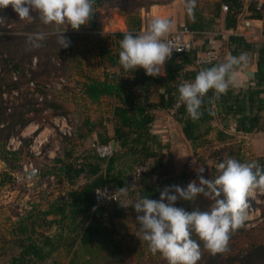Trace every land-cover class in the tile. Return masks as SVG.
Returning a JSON list of instances; mask_svg holds the SVG:
<instances>
[{
    "label": "rangeland",
    "instance_id": "rangeland-1",
    "mask_svg": "<svg viewBox=\"0 0 264 264\" xmlns=\"http://www.w3.org/2000/svg\"><path fill=\"white\" fill-rule=\"evenodd\" d=\"M123 1L126 2V0H116L117 3ZM167 1L169 0H140L146 8L136 10V14L142 19L145 12L150 9L149 3L160 4ZM180 1L183 2V0ZM217 1L197 0V4L204 15L209 17L210 13L214 12ZM241 3L242 19L251 18L249 8L254 0H241ZM115 4L105 3L95 10L97 27L107 34L127 30L128 15L116 8ZM225 14L220 10L219 17L208 26L207 32L211 34L200 35V37L205 40L220 39V33L224 30ZM33 16L36 14L33 13ZM66 26H61L60 29ZM49 30H54V27L42 25L38 18L32 22L21 21L11 6L0 9V33L2 34L27 37L33 32ZM70 32L77 35L73 43L65 48L70 51V54L49 59V62L56 67L63 64L60 70L46 74L47 61H37L34 58L31 64L23 65L24 72L30 71V75L26 77L18 74L16 77L7 75L5 79L4 92L0 99L5 108V124H17L15 130H18L16 121L22 114L23 118H30L31 122L18 134H12L5 144V150L18 152L17 156H9L8 162L0 160V264H10V260L20 252L17 247H14L12 241L14 236L12 231L18 220L24 218L29 212L37 215L38 212L47 210L50 203L65 196L72 188L62 178L43 176L48 171L52 172L55 166L54 158L70 153L73 159H79L80 162L82 157L91 155L90 145L96 141V132L105 128L109 133H113L108 102L103 100L100 104H91L80 93L81 84L87 77L103 78L106 66L101 64L98 39L87 37L86 30ZM242 32L238 31V33ZM246 34L249 35L246 40L254 46L255 51L264 47L263 38H254L256 31L253 28L247 30ZM222 43L216 49L219 55L217 64L224 62L228 56L229 49ZM199 46L203 47L204 51V44ZM53 54L56 56L58 53L55 51ZM10 78L11 80L13 78V81L19 78L16 88L8 85ZM30 78L34 81L30 82ZM36 86L38 90L45 91L47 102H53L62 109L54 111L45 107V95L40 94ZM247 88L248 83L231 88L232 96ZM29 108L32 110L27 112ZM260 116L264 120V115ZM92 124L96 127L93 128ZM39 128H41L40 131L35 134ZM235 128L236 117L230 114L215 115L213 121L202 126L199 137L194 143L186 141L183 136V145L171 144L172 148H168L170 150H167L166 154L162 153L164 155L161 159L162 167L149 172L146 179L140 180L135 191L127 196L129 207L122 209L119 217L113 216L116 208L107 209L97 214V219L79 220L80 223L75 225V228L66 223L60 226L48 225L47 222L53 219L52 216L44 219L45 221L40 219L41 227L37 229L36 234L43 233L47 236L59 234L66 238V246L72 242L76 233L80 232L86 223L92 221L101 224L99 226L101 233L88 250L78 248L77 243L72 249L62 246L52 254L50 260L43 264H68L75 250L77 256L76 258L73 256L74 264H83L85 260L90 264H167L159 253L153 255L147 243L140 237V225L136 220L138 214L132 204L139 200L141 184L148 181L157 186V200H159L160 192L166 186L186 187L191 181L198 183L202 168L204 178L215 179L219 175L218 164L227 158H234L241 163L256 161L260 164L264 160V132L244 134L235 131ZM125 161H122L125 164L124 168H121L119 163L117 165L122 170V179L132 175L134 169L129 170ZM150 162L153 163V161ZM31 170L37 171L36 177L28 178L27 173ZM82 182V180L77 181L75 187ZM122 184L124 187L125 183ZM249 196L256 204V208L251 209L249 204L248 216L243 227L232 233L228 251L223 253L226 264H245L244 260L248 252L255 247L264 246V191L254 189ZM196 199L199 200V205L204 211L209 210L213 203L210 198L199 195L191 201L180 199L175 206L190 211ZM73 228L76 231L71 233ZM209 255L211 253L203 248L198 264H203Z\"/></svg>",
    "mask_w": 264,
    "mask_h": 264
},
{
    "label": "trees",
    "instance_id": "trees-1",
    "mask_svg": "<svg viewBox=\"0 0 264 264\" xmlns=\"http://www.w3.org/2000/svg\"><path fill=\"white\" fill-rule=\"evenodd\" d=\"M174 1L176 0H169L160 4L149 3L148 8L153 5H170ZM105 3H116L114 6L128 15L127 30L125 32L140 33L142 19L136 14V10L139 11L142 8H146L141 4L140 0H126V2L123 1L121 3H117L116 0H96L95 10ZM222 6L228 8L224 17V31L228 34L226 42L230 55L238 56L245 51H253L256 52L255 61L250 66L249 72L243 75V80L248 81L247 90H240L233 97L230 88L218 100L213 97V93L210 91L205 97V102L201 109L202 115L196 121L189 118L186 107L183 104L176 109L174 108L178 85L185 81L194 80L201 69L211 67L217 64L218 61L198 69L194 63L195 52L172 53L171 59L165 64L163 76H148L142 68H137L135 71H125L118 62L119 51L121 50L120 41L123 39L125 32L112 34L102 32L96 25L95 13L87 25L81 26L79 30H86L88 32L87 37L98 39L101 64L106 66V68L104 69L103 78L87 77L81 84L80 93L91 104H100L103 100H106L111 109L110 122L113 126V135H110L103 128L102 131L96 132V141L93 143H114L117 147V152L107 160L98 158L92 151L91 155L82 157L80 162L79 159H73L70 153H65L63 157L54 158L53 163L55 166L52 172L48 171L43 176L62 178L72 188L65 196L50 203L47 210L38 212L37 215H33L34 212H29L24 218L18 220L12 231V235H14L12 241L14 247H17L20 252L10 260V264H43L62 246L72 249L77 243L78 248L88 250L93 245L95 238L101 233V228L99 227L101 224H96L92 221L86 223L80 232H77L74 238L72 237V242L66 246V238L64 239L59 234L52 237L43 233L36 234L37 229L41 227L40 219L45 221L44 219L52 216L53 219L47 222L48 225L60 226L66 223L74 226V228L75 225L80 223L79 220L97 219V214L107 210L92 211L93 195L97 188L104 185L122 188V183L128 184L135 168L145 161H153V163L151 164L150 162V169L141 180L143 178L146 179L149 172H154L161 168V159L164 158V155L162 154L161 143L157 139L155 132V111L163 110L171 114L174 121L180 125L185 140L190 143H194L197 140L202 126L213 121L215 115L230 114L236 117L235 131L237 132L244 134L264 132V120L260 116L264 115V47L255 51L244 37L235 35L238 16L242 12L241 0H218L215 3L214 12L210 13L209 17L204 15L197 4L194 20L187 15L184 8L183 26L193 32H207L208 26L211 25L214 19L219 17ZM249 12L251 20L262 22L260 34L264 36V0L260 11H256V0H254ZM63 30L60 29V31ZM70 31L76 30L68 26L64 36L70 40L71 45L77 35ZM45 33L49 35L42 42L43 47L31 50H29V46L26 43L27 37L0 33V99L4 92L7 75L10 77H13V75L16 77L17 74L21 77L30 75V71L24 72L23 65L25 63L31 64L34 58L37 61H47L46 66L48 69L45 72L46 74L60 70L63 64H60V67H56L49 62V59L70 54V51L59 46L56 35L52 34L54 30H49ZM55 51L58 53L56 56L53 54ZM193 66L196 69L190 70ZM106 70H109V72H106ZM17 80L13 81V78L12 80L10 78V84L8 85L16 88L19 84ZM29 81L33 82L34 79L30 78ZM36 87L40 94L45 95V107L54 111L62 109L53 102H47L45 91L38 90V86ZM28 105L31 107V103ZM31 110L32 108H29L27 112ZM4 113L5 108L0 101V160L8 162V157H16L18 152L6 151L5 144L12 134H18L30 124L31 120L30 118H23V114L20 115V118L18 117L19 119L16 121L18 130H15V125L17 124H5ZM92 126L93 128L96 127L94 124ZM40 129H37L35 134ZM28 143H30V140H28ZM128 159L129 161H127ZM122 161L127 162L129 170L132 171L134 168L132 175H128L125 179H122L121 176L122 170H120V167L124 168L125 165ZM118 163L120 167H117ZM259 165L264 167V160ZM79 180L83 182L75 187L76 182ZM141 185L139 199L148 197L149 199L157 200V186L150 184L148 181H144ZM248 202L251 209L256 208V204L250 196H248ZM115 208L113 216H121L122 209L117 206ZM191 211H204L199 205L198 199L192 203L189 212ZM74 228L71 233L76 231ZM192 238L201 244L202 250L203 242L199 241L195 233H193ZM75 252H73L68 264H74L73 256L75 258L77 256ZM244 262L245 264H264V246L253 248L246 254ZM83 264H90V262L85 260ZM203 264L226 263L223 260V253H218L209 255L205 258Z\"/></svg>",
    "mask_w": 264,
    "mask_h": 264
},
{
    "label": "clouds",
    "instance_id": "clouds-1",
    "mask_svg": "<svg viewBox=\"0 0 264 264\" xmlns=\"http://www.w3.org/2000/svg\"><path fill=\"white\" fill-rule=\"evenodd\" d=\"M96 0H0V9L9 6L21 21L39 19L44 26L54 27L57 43L68 48L70 40L64 36L67 27L79 30L87 25L95 11ZM187 15L195 19L197 0H183ZM33 13L36 16H33ZM67 25L63 31L61 26ZM174 23L166 17L152 18L147 29L139 34L125 32L120 41L119 64L125 71L145 70L146 75H164V67L173 50L179 52L168 39ZM43 31L28 34L29 50L43 47L48 38ZM247 65V56L229 55L222 63L201 69L191 82L178 85V103L186 107L193 121L200 119L205 97L211 91L215 99L235 88L239 71ZM200 170L199 182L191 181L186 187L171 185L160 192L159 200L140 198L132 204L138 214L140 237L149 251L159 253L167 264H198L202 256L201 244L192 238L193 233L203 242V248L213 255L228 251L232 232L242 227L248 216V196L254 189L264 191V167L258 162L241 163L227 158L218 164L219 175L206 179ZM135 185H125L115 195L127 197ZM99 194V193H98ZM114 195V196H115ZM199 195L213 203L207 211H186L176 207L178 200L191 201ZM117 200V199H116ZM121 206L127 207L123 200Z\"/></svg>",
    "mask_w": 264,
    "mask_h": 264
},
{
    "label": "built area",
    "instance_id": "built-area-1",
    "mask_svg": "<svg viewBox=\"0 0 264 264\" xmlns=\"http://www.w3.org/2000/svg\"><path fill=\"white\" fill-rule=\"evenodd\" d=\"M262 4H263V0H256V11L261 10ZM227 10L228 8L226 6H222L223 12H227ZM240 15L238 16L239 19H238V23H237L236 30H235V35L242 36L245 39H247L246 37L248 34H246V31L252 27V20L250 18L242 19V14ZM238 31H243V32L238 33ZM199 34H202V33L193 32V31H190L187 27L181 26L178 30L171 33L168 39L174 44L175 47L183 49L182 51H179V52L173 50V53L175 54L195 52V60H194L195 66L198 69H201L204 66L217 62L219 55H218L217 50L213 48H210L203 52H199V51L196 52V46L193 42V37ZM225 35L228 36L227 33ZM258 37H261L264 39V36L262 35L254 37V38H258ZM106 72H109V70H106ZM188 82H191V81H188ZM181 105L182 104L178 103V93H177V95L175 96V100H174V108L176 109L180 107ZM63 134L65 133L63 132ZM90 149L98 158L102 160H107L111 158L117 152V147L114 143H108V144L92 143L90 145ZM149 169H150V162L149 161L142 162L140 165H138L135 168L133 176L129 180L127 185L131 186L134 184L136 188V185L140 182L142 177L149 171ZM135 188H133L130 191V193L134 192ZM117 189L119 188L111 187L107 185L97 188L93 195L92 211L100 210V209H112L116 206H119L121 209H127L129 207V200L127 199V197H120L118 194L115 195V192ZM118 200H123L124 203L127 204L128 206L127 207L121 206Z\"/></svg>",
    "mask_w": 264,
    "mask_h": 264
},
{
    "label": "crops",
    "instance_id": "crops-1",
    "mask_svg": "<svg viewBox=\"0 0 264 264\" xmlns=\"http://www.w3.org/2000/svg\"><path fill=\"white\" fill-rule=\"evenodd\" d=\"M156 9V10H155ZM155 17H166L173 21L174 23V30H178L181 26L184 24V17H185V11L183 7V2L180 0H176L170 5L162 6V5H153L150 7L149 11L145 12V16L142 17V27L141 32L145 31L147 29L148 23L152 18ZM256 34L254 37L260 36V30L262 28V22L259 20H252V27ZM172 32V33H173ZM211 33L204 32L202 34L196 35L193 37V42L196 48V52H203V47H200L199 45L204 44V51L208 50L210 48L217 49V47L225 44V47L227 48V42H226V33L223 30V32L220 33L221 38H201L200 35H208ZM210 39V40H209ZM225 42V43H224ZM254 47V46H253ZM229 49V48H228ZM247 56V65L242 70L239 71L238 74V85L239 87L243 86L244 84L248 83V81L243 80V75L249 72V68L252 65V63L255 61V53L256 52H243ZM230 55L228 50V56ZM196 69V67H191L190 70ZM163 76V75H160ZM154 126L156 127L155 132L157 134V138L159 139L162 147V153L166 154L167 150H170L168 148H172L171 144H179L183 145V134L181 132V127L178 125L174 119L171 117V114L167 113L163 110H157L154 112ZM110 135H113V133H109ZM51 217V216H50ZM52 237V236H50ZM50 260V259H48Z\"/></svg>",
    "mask_w": 264,
    "mask_h": 264
},
{
    "label": "water",
    "instance_id": "water-1",
    "mask_svg": "<svg viewBox=\"0 0 264 264\" xmlns=\"http://www.w3.org/2000/svg\"><path fill=\"white\" fill-rule=\"evenodd\" d=\"M36 175H37L36 170H31L27 173L28 178H34V177H36Z\"/></svg>",
    "mask_w": 264,
    "mask_h": 264
},
{
    "label": "bare ground",
    "instance_id": "bare-ground-1",
    "mask_svg": "<svg viewBox=\"0 0 264 264\" xmlns=\"http://www.w3.org/2000/svg\"><path fill=\"white\" fill-rule=\"evenodd\" d=\"M252 193V192H251ZM251 193L249 195H251Z\"/></svg>",
    "mask_w": 264,
    "mask_h": 264
}]
</instances>
